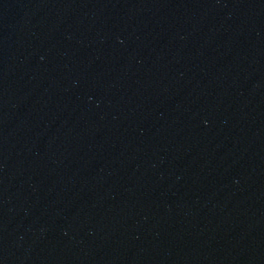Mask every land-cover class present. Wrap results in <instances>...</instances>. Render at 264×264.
I'll use <instances>...</instances> for the list:
<instances>
[{
	"label": "water",
	"instance_id": "obj_1",
	"mask_svg": "<svg viewBox=\"0 0 264 264\" xmlns=\"http://www.w3.org/2000/svg\"><path fill=\"white\" fill-rule=\"evenodd\" d=\"M0 264H264V0H0Z\"/></svg>",
	"mask_w": 264,
	"mask_h": 264
}]
</instances>
